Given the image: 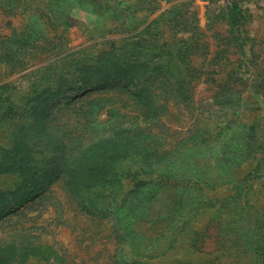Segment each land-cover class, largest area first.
<instances>
[{
    "label": "rangeland",
    "instance_id": "1",
    "mask_svg": "<svg viewBox=\"0 0 264 264\" xmlns=\"http://www.w3.org/2000/svg\"><path fill=\"white\" fill-rule=\"evenodd\" d=\"M57 1L0 0V162L26 141L16 161L31 147V168L58 169L120 132L91 174L131 155L116 198L85 193L101 215L62 180L27 199L40 171L0 169V264H264V0ZM39 243L48 258L1 255Z\"/></svg>",
    "mask_w": 264,
    "mask_h": 264
},
{
    "label": "trees",
    "instance_id": "2",
    "mask_svg": "<svg viewBox=\"0 0 264 264\" xmlns=\"http://www.w3.org/2000/svg\"><path fill=\"white\" fill-rule=\"evenodd\" d=\"M26 1L24 0L25 4ZM60 1L63 2V0H58V6L60 7ZM65 1V0H64ZM28 4V2H27ZM229 20L231 29L233 31V37L232 41L237 43V47L240 50V53L242 56H244L246 51V45L248 43V36H247V30L244 28L245 20H246V14L244 13L243 8L241 7L239 2H233L231 6H229ZM24 34H28L27 32ZM125 87L131 88L132 81L127 80L122 83ZM7 85L0 86L1 88H5ZM134 86V84H133ZM132 90V89H131ZM142 100L143 103V97L139 96V100ZM47 99H45L46 102ZM70 100V99H69ZM50 105V104H47ZM143 106V105H142ZM39 106H36L38 108ZM35 108V107H34ZM24 134L27 135L28 133L23 130ZM123 132H120L119 135L114 137H105L100 138L98 140L92 141L88 145H81L79 147V151L76 155L78 156H64L59 164L57 165L58 169L54 168V166L51 163V158L47 161L48 165L44 168H35L36 171H40L39 176H33L34 178H37V183L33 184L32 187H35L34 191H32L28 196L27 199H32L35 195H38L42 193L49 185L54 183L57 180H62L66 187L71 191V194L76 198V204L80 208V210H85L88 213H95L99 214L102 213L103 206H97L93 203L92 199L87 198L86 192L92 191L94 188H101L103 190V193H100L97 197L101 196V198L104 200V204H107L109 202L108 197L116 198L117 192L114 194L112 192L110 195L106 194V191L110 188L114 189L117 186L120 185L122 187L123 185V178L116 173H112V169L115 168L116 163L118 160L121 159L122 155H131V153L128 150H124L122 155L116 154L114 156L113 160L110 162H105L101 165V169H96V171L99 173V179H97L96 176H93L91 174V170L94 168L90 165V159L89 155L94 154L95 151H98L96 154L99 155L103 152V150L111 143H115L116 145L121 144L123 141L126 142V146H129L132 142L131 139H128L127 136H124L122 134ZM133 139V138H132ZM115 141V142H114ZM34 143H30V146H33ZM23 145L28 146L27 142L25 141ZM22 144L17 145L18 150H16V154L20 153V147L24 148ZM99 146H101L99 148ZM44 145L41 147L43 148ZM131 149V148H130ZM26 150V148L24 149ZM10 153H14L12 149L7 150ZM31 153V147L30 150L26 153H23V157H21L22 160H15V155H12L11 157L4 158L3 161L0 162V169H2L3 172H11V171H18L22 175H26L29 172H32L33 167L31 168L30 164L23 160L24 158H27L28 155ZM130 153V154H128ZM148 160V159H146ZM145 160V161H146ZM102 176V178L100 177ZM97 206V208H96ZM105 209H107L105 207ZM13 245V244H12ZM11 246V245H10ZM3 247V252L1 253L2 256L8 254L10 252L9 249H12L11 252L14 254L15 258H19L21 260H25L28 258L31 253L38 255V256H44L45 258H48V253L50 252V246L48 244H36L33 246L32 249H15L16 247L9 248ZM12 247V246H11ZM15 249V250H13ZM123 260H125L123 258ZM127 261V260H126Z\"/></svg>",
    "mask_w": 264,
    "mask_h": 264
}]
</instances>
